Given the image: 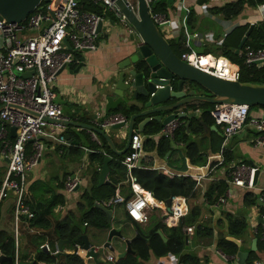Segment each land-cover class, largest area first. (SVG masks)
Listing matches in <instances>:
<instances>
[{"label": "crops", "instance_id": "crops-1", "mask_svg": "<svg viewBox=\"0 0 264 264\" xmlns=\"http://www.w3.org/2000/svg\"><path fill=\"white\" fill-rule=\"evenodd\" d=\"M232 1L236 0H184L185 5L194 10L193 12H195L198 22L194 28L189 27V36L184 31L180 32L178 37H184L183 47L187 49L186 44L188 42L191 48L198 52L211 53L209 50H218L217 53L222 55L221 50L217 49V46L230 42L232 44L231 49L236 53L238 48H236V43L242 36V27L249 26L246 23L247 19L256 14L257 5L264 2V0L257 3L256 6L247 5L243 14L238 18L226 19L223 16H218L215 12L217 8ZM172 4L167 3L165 12L177 13L175 4L174 7ZM200 5L207 9L215 18H211L208 14L201 12ZM180 12L183 14V9ZM112 19L113 17L106 16L102 30L99 32V48L95 51L83 53L86 58V65L79 73L72 74L70 72L78 65L71 64L58 74L54 90L68 120H76L96 126V120L92 118V115L97 111L104 112V108L99 107L98 104L101 102V98L97 97L98 93L103 87L116 83L115 74L118 66L131 53V50L128 49L130 45L128 31H125V33L122 31L119 19L114 18L115 23H113ZM195 32L202 35L212 32L216 42L203 43L202 40L192 37ZM176 37L177 35L171 38H174L172 39L174 41L179 40ZM233 64L239 67L237 64ZM200 90L205 92L204 89ZM194 104L196 103L184 105L178 109V112H188V118L201 117L204 111L203 106L198 104V109L193 110ZM262 109L252 110V114L258 116L261 114ZM117 111L119 112V110H116L111 113ZM144 119H136L134 128V134H140L144 139L143 152L137 163L138 168L155 170L171 178L175 176L187 177L190 174H206L209 167L217 162V170L214 172L215 174L217 173V181L213 179L214 176L203 179L195 188L196 198L189 199L178 196L179 203L177 208H182L184 212L187 210V213L182 218L176 219L177 224L173 226L178 227L180 225L182 219L189 214L191 203L197 200L204 209V218L202 220H212L213 225L217 228V238L211 241L208 238L196 240L193 236L194 232L187 233L189 243L183 253L190 255L191 258L188 263H185L181 257L173 253L162 257L152 254L148 260L141 262L144 264H192L193 261H197V264H240L237 256L231 259L233 256L225 254L217 247L219 232L225 234L228 238L233 237L229 236L226 228L228 223L226 216H231L233 219L245 220L247 224L246 230L243 231L241 236L234 237L239 240V243L236 242L238 250L249 254L244 264H264V240L261 226L264 203L260 199L261 192L264 190V146H257L253 142L257 131L252 127H246L240 134L231 138L223 154L226 162L223 165H218V159L221 157L223 133L221 126L217 125L215 121L211 124H205L201 128L198 124L189 121L186 129H179L175 141L167 140L171 145V149L166 150L162 142L163 136L160 134L161 123L151 120L144 124L141 130L139 126ZM68 126H73L77 130V134L71 133L68 128L66 130V135L70 136V139L67 138L72 143V146L67 147L64 153H60L59 144L44 138L45 147L42 156L38 164L28 174L26 200L35 212V217L33 219L22 218L18 225L19 237L18 244H16V255H18L20 264H31L32 262L37 264H77L68 258V255L76 253L83 259L84 264H98L93 258H87L85 251L76 248L73 241L62 239L57 233L58 223L65 219H70L81 232L83 237L82 245L84 244L85 235L91 241L100 237V244H103L109 234V230L106 229L108 216L107 214L105 216L100 213L95 214L100 221L105 220V225L100 226L91 223L88 219V214L91 212L93 204L100 210H102L100 205L111 210L112 226L117 229H124L129 237L137 236L138 233L140 234V230H147L150 224L149 220L155 214L151 213L148 222L141 224L129 218L122 204H112L111 206L106 204L116 194H122L126 197L132 195L131 184L129 177H127L128 172L123 167L111 164L112 161L117 160L116 156L120 155L112 150L108 142L109 148L104 145V137L99 133L96 132L100 144L94 140L90 130L74 125ZM1 127L2 122L0 120V185L8 169V158L2 153L4 144L5 141L13 140L10 131L11 127L6 126L8 131L7 138L1 136ZM80 129L81 131H79ZM106 132L112 137L116 148L123 150L127 141L128 126L121 130L113 131L110 129ZM189 143L195 145L193 150L195 161H192L188 155L187 145ZM29 144L27 146L28 159L35 153L33 144ZM95 145H99L100 151L95 150ZM73 146L74 148H72ZM99 155H103L104 159L107 156L111 158L107 175L109 183H101L100 181L101 170L98 171V169L102 168L104 160L100 163ZM230 161L256 165L259 168L256 186L253 189L234 187L233 195L228 198L226 203H219L217 199L216 203L210 204L206 198V192L211 184L217 183V191L213 193L214 198L223 196L229 186L225 181V169ZM68 175L77 176L81 181L80 185L72 192H67L65 189V181ZM144 190L150 192L146 189ZM150 194L158 205L164 206L165 200H159L151 192ZM249 197L255 199V201L248 203ZM14 203L15 196L11 194L10 198L0 204V231L6 230L15 235ZM50 205H53L51 212L46 213L45 210ZM41 212L44 214H41ZM255 226L259 228L256 234L254 233ZM159 232L163 234L161 230ZM162 236L165 235L163 234ZM60 240H66L67 242L64 243L60 253H54L60 247ZM45 243L49 244L51 250L43 249L44 252L54 257L53 261L51 260L49 263L37 260L38 254L42 251L41 246ZM125 249L126 245L121 244L116 251L106 250L100 257L101 261L99 264H118L120 260L131 254L130 252L124 258H119V254ZM0 250L3 254L9 256L1 247ZM219 251L230 259H225L219 254ZM110 255L114 257L113 261L108 259ZM250 259H252L251 263H249ZM14 262L15 257L13 258V264ZM0 264L10 263L4 261Z\"/></svg>", "mask_w": 264, "mask_h": 264}, {"label": "built area", "instance_id": "built-area-1", "mask_svg": "<svg viewBox=\"0 0 264 264\" xmlns=\"http://www.w3.org/2000/svg\"><path fill=\"white\" fill-rule=\"evenodd\" d=\"M104 7V13L83 10L82 0H50L49 6L42 9L37 7L25 20L12 22L7 18H0V120L2 122L1 136L8 137L6 126L16 127V136L13 140L5 141L2 151L8 158V169L5 178L0 185V204L15 196L14 220H15V242L18 244V225L22 218L33 219L35 212L26 201L28 174L36 166L44 150L43 139H49L59 145L72 146L66 135L68 118L64 114L62 104L58 101L54 90L59 71L62 67L71 64H79V54L87 51H95L98 44V25L100 21L105 22L107 13H114L121 21L125 17L116 6L114 0H92ZM136 1V0H135ZM160 0H146L150 14L154 22L162 29L167 30L168 37H175L179 32L188 33V18L194 11L185 5L184 0H175V11L172 14L154 8V3ZM181 1V3H179ZM53 2L55 7L52 6ZM132 5L134 0H128ZM199 6V5H198ZM201 12H210L201 8ZM181 9L184 13L181 14ZM52 12L54 15H52ZM264 21V2L257 5L256 14L246 21L249 26H257ZM193 38L202 40L203 43H215L212 32L205 35L193 33ZM187 50L181 58L191 65L228 80H240L241 69L236 67L228 57L212 53L198 52L186 44ZM239 55L248 66L264 65V48H255L247 41L240 50ZM27 72L31 75L25 76ZM100 114L96 119V126L107 131L117 122L125 121L122 115L114 114L104 116ZM212 116L217 125L221 126L223 142L221 146V157L218 165L226 162L224 153L231 138L241 133L246 127H252L257 131L253 142L257 146H264V108L261 114H252V108L247 104H214ZM182 118H175L164 124L160 130L161 136L169 140H176V133L182 126ZM92 137L100 144L95 131L90 130ZM32 143L35 148L33 156L27 158V146ZM144 139L140 134H133L129 152L123 159L127 168L132 196L126 197L116 194L106 202L122 204L127 215L134 222L144 224L148 222L151 213L157 214L160 220L167 226L176 225V219L182 218V208H177L175 202L178 196L171 198L172 203L167 206L158 205L150 192L145 191L133 169L138 167V161L143 152ZM64 153V149H60ZM217 162L209 167L206 174H190L197 181V185L207 177L214 176L217 181ZM259 168L256 165L245 162L230 161L225 169V181L229 184L225 194L218 198L219 203H226L233 195L234 187L253 189L256 186V174ZM170 175V174H169ZM80 178L68 175L65 181L67 192L74 191L80 185ZM261 201L264 203V190L261 192ZM262 217L263 240H264V214ZM195 225L187 226L186 232L193 233ZM259 228L255 226L254 233ZM42 249L51 250L48 243L41 246ZM58 248L54 253H60ZM225 259L228 256L219 251ZM236 258L233 256L231 259ZM108 259L113 261L112 255ZM14 264H20L18 255L15 256Z\"/></svg>", "mask_w": 264, "mask_h": 264}, {"label": "water", "instance_id": "water-1", "mask_svg": "<svg viewBox=\"0 0 264 264\" xmlns=\"http://www.w3.org/2000/svg\"><path fill=\"white\" fill-rule=\"evenodd\" d=\"M43 1L49 2L50 0H0V18H7L12 22H21L37 7L42 9V6L39 5ZM114 1L125 17L124 20L120 21V24L122 31L129 33L130 45L128 49L131 50V53L120 62L115 74L116 83L103 87L99 91L97 97L101 98V102L98 104L99 107L104 108V112L97 111L92 115V118L96 120L100 114L103 115L100 119L114 114L125 117V121L113 124L110 129L113 131L121 130L128 126L126 145L123 150H118L112 137L105 130L95 125L67 120L68 125L99 133L107 140L116 154L123 155L130 149L135 122L138 118H145L139 126L142 130V126L151 120H156L163 126L175 118H186L188 112H178V109L199 101L211 104H247L252 109L255 106H264L263 83L224 79L183 60L173 50L170 40L163 34L162 29L152 19L146 0H136L133 5L128 0ZM174 1L161 0V2L168 4H172ZM52 15H54L53 12ZM112 21L115 23V19ZM103 24L104 22L100 21L98 32L102 30ZM253 28V26H249L236 49V54H239L243 48ZM79 59L80 62L77 67L70 71L72 74L79 73L86 65V58L83 53L79 54ZM65 68V66L62 67L59 73ZM31 74L32 72H27L25 76ZM200 89H204L205 92ZM116 110L120 112L111 113ZM124 112L128 114H124ZM188 125L189 121L186 123V127ZM10 131L14 138L17 133L16 127L12 126ZM67 137L70 139V136L67 135ZM110 160V157H105L100 172L101 183H109L107 175ZM165 203L170 206L171 198L165 200ZM100 208L108 216L106 229L109 230V234L103 244H100V237L91 241L85 235L84 244L80 246V249L85 251V256L93 258L99 264L100 257L106 250L116 251L121 244H125L126 249L119 254V258H124L130 252L135 254L132 249V242L140 237V234L129 237L124 229L113 227L112 211L103 205H100ZM229 239L239 243V240L234 237H229ZM66 242V240L59 241L60 250ZM188 243L189 238L187 236L186 245ZM248 255V252L239 250L236 255L238 262L244 264ZM4 261L13 264V257L6 256L0 250V263ZM31 264L37 263L32 262Z\"/></svg>", "mask_w": 264, "mask_h": 264}, {"label": "trees", "instance_id": "trees-1", "mask_svg": "<svg viewBox=\"0 0 264 264\" xmlns=\"http://www.w3.org/2000/svg\"><path fill=\"white\" fill-rule=\"evenodd\" d=\"M261 1L262 0H236L217 8L215 12L217 13L218 16H223L226 19H235L243 14L244 9L247 5L256 6L257 3ZM157 4H158L157 5L158 10L163 12L166 11L167 3L158 1ZM81 7L83 8V10L94 11L99 14L104 13V7L101 4H97L92 0H82ZM106 15H108V13ZM197 22H198L197 16L195 12H192L188 18V26L194 28ZM248 28L249 26L242 27L241 38L247 32ZM241 38L236 43V48L239 46ZM183 43H184V37L182 36L181 38H179L176 44V47L180 50V54L177 52L175 46L171 44L173 50L180 57L182 53L187 50L183 47ZM247 43L255 48L258 47L264 48V21L259 23L257 26L253 28V31L248 37ZM226 48H232V44L230 42H227L225 45L217 46V49L221 50L222 55L227 57V55L225 54L227 51ZM233 54H236L234 50H233ZM239 57L241 58L240 55ZM247 70L249 72V75L252 76V78L243 80L242 79L243 73L241 69V79H240L241 81L264 84V65L262 67H259L254 64L248 66ZM195 103L196 104L193 105V110L198 109V104L202 105L204 108L203 114L201 115V117L182 118L183 124L180 128L186 129V123L188 121H191V123L198 124L200 128L203 125L211 124L214 121V118L212 116V109L214 107V104L208 102H201V101ZM259 107L264 108V106H258V108ZM119 112L117 111L115 113H119ZM124 114H128V113L124 112ZM178 131L176 133V137L178 135ZM167 140L168 139L163 137L162 142L165 145L166 150H169L171 149V145ZM103 141H104V145L107 148H109L108 143L104 138ZM194 147L195 145L193 143H189L187 145L188 155L192 161H195L193 156ZM72 148H74V146ZM95 150L96 151L99 150V145H95ZM116 157H117L116 160L117 162L112 161L111 164L112 165L114 164L115 166L118 167H123L125 171H127L126 166L122 162L123 159L125 158V155H120ZM99 160L100 163H102L103 160H105L103 155H99ZM100 170L101 168L98 169V171ZM96 173L98 174V172ZM133 174L136 176L138 182L143 186V188L150 191L153 194V196L159 200H167L174 196H182V197H187L189 199L196 198L195 188L197 186V181L189 176L187 177L175 176L171 178L164 174L158 173L155 170L141 169L138 167L133 169ZM127 177H128V173H127ZM215 191H217V183L211 184V186L206 192V198L210 204H214L217 202L218 198L213 197V193H215ZM130 196L132 195H129L127 197ZM250 197L248 199V203L254 202L255 199H251ZM52 207L53 205H50L47 208V210H45L46 213H50ZM203 212L204 209L202 204H199L197 200H194L193 203H191L189 214L182 219L178 227H167L160 220V218L156 216V214H153L149 220L150 224L148 229L145 231L140 230V234L142 236L135 239L132 242V249L135 251V254L132 253L129 254L127 257L120 260L118 264H144L141 261L148 260L152 254L158 257H162L169 253H173L174 255L181 257L185 263L190 262V258H191L190 255L189 254L186 255L183 253L186 247V237H187V232L185 231L186 226L195 225L193 236L196 240L208 238L211 241L212 239L217 238V228L213 225L211 219L202 220V218H204ZM97 213H100L102 216H105L106 214L103 210H100L93 204L91 212L88 214L89 221H91V223L95 225H100V226L105 225V220L102 218L104 221H100L99 218H97V216L95 215ZM36 214H38V212H36ZM41 214L44 213L41 212ZM226 219L228 222L226 228L229 236L240 237L243 231L246 230L247 224L245 220L233 219L231 216H226ZM159 230H161L165 236H162ZM57 233L60 238L69 239L73 241L76 248H80V246L83 243V237L81 235V232H79L77 226L70 219H65L58 223ZM217 242H218L217 247L220 248L221 251H223L225 254L229 256L237 255L239 251L237 247V243L230 240L227 236H225V234H221L219 232ZM0 247L1 249H3V251H5L7 255L12 256L14 258L16 255V242H15L14 234L6 230L0 231ZM37 258H38L37 260L45 263L46 262L49 263L51 260L53 261L54 259V257H52L51 255L46 254L43 249L40 252V254H38ZM68 258L69 260L74 261L77 264H84L83 259L77 253L68 255ZM251 262L252 259L249 260V263ZM192 264H197V261H193Z\"/></svg>", "mask_w": 264, "mask_h": 264}, {"label": "rangeland", "instance_id": "rangeland-1", "mask_svg": "<svg viewBox=\"0 0 264 264\" xmlns=\"http://www.w3.org/2000/svg\"><path fill=\"white\" fill-rule=\"evenodd\" d=\"M134 2H135V0H134ZM42 5L43 6H45V7H48L49 6V2H42ZM157 3H154V8L156 9V10H158L157 9ZM173 5V7H174V3L172 4ZM52 6H54L55 7V3L53 2V5ZM109 16H111V17H113V18H115V19H117L118 20V18L115 16V14L114 13H108V15H107V17H109ZM182 32V31H181ZM163 34L170 40V43L173 45V46H175V48L177 49V52L180 54V50L176 47V44H177V42H178V39L177 40H172V39H174V38H169L168 37V32H167V30H164L163 31ZM182 35V34H181ZM178 36H180V32L177 34V37ZM176 37V38H177ZM179 38V37H178ZM227 49V51H226V55H227V57H229V59L232 61V62H235V63H237L238 64V66L240 67V69H242V73H243V76H242V79L244 80V79H250V78H252V76L251 75H249V72H248V70H247V64L245 63V61L243 60V59H241L240 57H239V55H237V54H233V50L231 49V48H226ZM209 52H211V53H213V54H215V55H219L220 53H217V51H215V50H209ZM231 57V58H230ZM66 107V106H65ZM260 108V107H259ZM258 108V106H255V107H253V111H255V110H258L259 109ZM67 113H68V109H67ZM69 130H70V132L71 133H74V134H77V130L73 127V126H68L67 127ZM79 131H81V129L79 130ZM80 133V132H79ZM67 148V146H65V145H60V149H66Z\"/></svg>", "mask_w": 264, "mask_h": 264}, {"label": "bare ground", "instance_id": "bare-ground-1", "mask_svg": "<svg viewBox=\"0 0 264 264\" xmlns=\"http://www.w3.org/2000/svg\"><path fill=\"white\" fill-rule=\"evenodd\" d=\"M178 201H179V200H177V201L175 202V206H176V207H177V204L179 203Z\"/></svg>", "mask_w": 264, "mask_h": 264}]
</instances>
